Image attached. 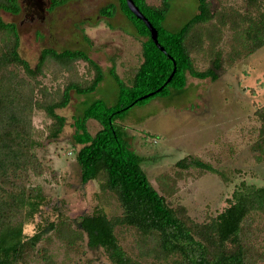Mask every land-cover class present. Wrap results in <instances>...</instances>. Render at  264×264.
Listing matches in <instances>:
<instances>
[{"label":"trees","instance_id":"trees-1","mask_svg":"<svg viewBox=\"0 0 264 264\" xmlns=\"http://www.w3.org/2000/svg\"><path fill=\"white\" fill-rule=\"evenodd\" d=\"M68 1L48 0L47 8L52 11ZM172 1L134 0L158 30L164 51L127 0L111 1L100 8L103 17L112 18L121 11L133 24L144 38L142 60L126 79L112 65L109 72L119 85L115 104L98 98L85 105L75 117L72 141L77 146L81 182L96 180L100 190L116 196L121 213L109 215L97 209L80 215L77 226L70 216L59 215L49 221L52 235L39 246L45 226L39 224L33 234L25 231V225L47 201L44 187L32 182V176L45 172L37 152L43 143L36 137L34 110H43L51 119L48 137L58 138L67 123L59 110L71 103L72 92L86 95L96 91L105 72L88 51L77 48L46 47L33 66L20 53L17 24L5 21L1 14H18L21 4L19 0H0V264H28L38 255L47 264H55L49 247L53 237L74 251H80L87 239L89 246L102 247L113 264H260L264 260L253 223L255 215H264V186L242 181L221 212L197 221L186 206L172 205L169 197L179 191L178 181L191 169H198L200 175L216 173L226 180L224 172L187 154L175 162L174 174L158 175L157 188L143 166L144 157L117 123L137 104L184 90L188 75L215 81L218 70L233 67L264 47V0H242L244 11L233 5L214 10L212 0H199L198 12L176 30L165 25ZM200 59L212 65L199 67ZM78 61L85 62L84 72ZM45 68L51 71L55 85L39 78L46 75ZM260 111L259 134L251 146L257 162L264 161V110ZM90 119L101 125L95 133L89 129ZM118 229L134 232L135 252L123 246Z\"/></svg>","mask_w":264,"mask_h":264},{"label":"rangeland","instance_id":"rangeland-1","mask_svg":"<svg viewBox=\"0 0 264 264\" xmlns=\"http://www.w3.org/2000/svg\"><path fill=\"white\" fill-rule=\"evenodd\" d=\"M116 0H71L48 10V0H19L22 10L18 14L2 11L5 21L15 22L21 36L20 53L33 66L46 47L57 50L84 49L104 69V80L96 91L78 95L72 92L71 103L59 112L67 123L58 138L48 137L51 122L43 110L35 109L33 122L36 137L43 143L38 149L45 172L32 176V182L44 187L47 201L41 211L25 225L33 234L38 225L45 226L43 240L52 235L49 221L59 215L70 216L78 225V217L102 209L107 214H119L121 208L115 195L100 190L96 180L81 182V167L76 161V148L72 136L75 117L85 105L101 98L108 105L115 104L119 85L110 74L113 64L125 79L132 67L142 60V41L133 24L118 11L112 18L100 15V8ZM159 3L160 0H149ZM213 9L233 5L243 11L242 0H212ZM199 0H173L165 25L171 30L180 28L198 12ZM225 50L227 45H223ZM80 72L86 64L78 61ZM209 60L200 59L198 66H211ZM39 78L55 85L52 73ZM219 78L198 79L188 75L187 87L168 97H156L137 104L117 120L128 134L132 147L144 157V168L158 188L161 173L174 174V164L187 154H194L223 171L219 174L191 169L190 174L178 181L179 191L169 197L172 205L187 207L197 221H205L221 212L230 202L234 190L245 181L264 186V161L257 162L252 144L261 126L260 110H264V47L233 67L224 66L217 71ZM61 80H63L61 78ZM60 80V81H61ZM101 128L95 119L89 120V129L95 133ZM258 232L257 244L264 250V215L253 217ZM123 246L135 252L134 232L118 229ZM55 264H113L102 247H91L87 239L80 251H74L56 237L49 244ZM28 264H47L35 256ZM264 264V260L260 262Z\"/></svg>","mask_w":264,"mask_h":264},{"label":"water","instance_id":"water-1","mask_svg":"<svg viewBox=\"0 0 264 264\" xmlns=\"http://www.w3.org/2000/svg\"><path fill=\"white\" fill-rule=\"evenodd\" d=\"M127 3L130 7V9L141 19L144 20V22L147 24L151 31V37L154 40V42L161 48V50H165L164 47L159 43L158 40V30L154 27V25L149 21V19L143 14V12L139 9V7L135 4L134 0H127ZM174 72L171 74V76L168 78V81L171 80Z\"/></svg>","mask_w":264,"mask_h":264}]
</instances>
